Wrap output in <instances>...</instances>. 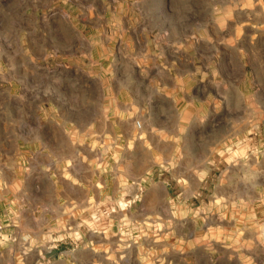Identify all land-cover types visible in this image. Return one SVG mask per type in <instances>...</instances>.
Listing matches in <instances>:
<instances>
[{
  "label": "rangeland",
  "instance_id": "obj_1",
  "mask_svg": "<svg viewBox=\"0 0 264 264\" xmlns=\"http://www.w3.org/2000/svg\"><path fill=\"white\" fill-rule=\"evenodd\" d=\"M0 264H264V0H0Z\"/></svg>",
  "mask_w": 264,
  "mask_h": 264
},
{
  "label": "crops",
  "instance_id": "obj_2",
  "mask_svg": "<svg viewBox=\"0 0 264 264\" xmlns=\"http://www.w3.org/2000/svg\"><path fill=\"white\" fill-rule=\"evenodd\" d=\"M121 67H123V66H121Z\"/></svg>",
  "mask_w": 264,
  "mask_h": 264
}]
</instances>
